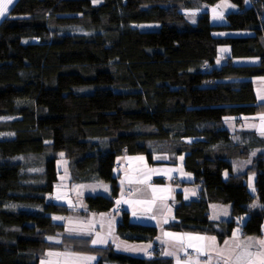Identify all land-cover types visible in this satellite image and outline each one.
<instances>
[{"label": "trees", "instance_id": "16d2710c", "mask_svg": "<svg viewBox=\"0 0 264 264\" xmlns=\"http://www.w3.org/2000/svg\"><path fill=\"white\" fill-rule=\"evenodd\" d=\"M220 1L14 4L0 24V264H40L50 250L95 256L97 264H172L96 247L92 236L66 234L56 217L75 211L51 200L62 158L69 162V184L111 185V197H85L86 215L113 211L122 158L145 156L158 164L155 159L163 156L176 164L184 156L185 170L203 183V191L190 203L178 197L177 221L168 228L213 233L210 204L221 203L233 205L221 239L233 229L255 197L248 175H233L234 161L249 146L233 141L225 121L264 112L254 85L264 78V0H252L254 6L231 0L239 11L217 23L209 12L194 26L184 14ZM140 24L159 28L140 30ZM222 48L231 54L218 66ZM240 59L259 62L235 63ZM255 161L257 194L264 195V160ZM263 216L264 210L253 214L245 233L260 234ZM117 235L151 242L158 228L133 224L125 213Z\"/></svg>", "mask_w": 264, "mask_h": 264}, {"label": "crops", "instance_id": "0c3cea01", "mask_svg": "<svg viewBox=\"0 0 264 264\" xmlns=\"http://www.w3.org/2000/svg\"><path fill=\"white\" fill-rule=\"evenodd\" d=\"M229 1L231 0L217 2L215 5L217 10H214V6L207 5L208 9L202 7L201 11L202 13L210 12L213 22H220L225 14L239 11L238 7ZM246 5L250 6V0H246ZM222 50L221 60L226 61L230 57V49ZM258 62V59L235 60V63L239 65H255ZM254 85L258 99L257 105H264V78L255 79ZM225 128L232 134L236 144L249 146L247 155L241 159L256 156L245 172L237 174L235 169L233 171L234 176L248 175V190L255 199L247 206L245 214L235 218V226L225 234L224 238L221 239V235L224 234L221 226L232 220V204H210L209 219L216 230L213 233H186L168 228L177 221L175 209L178 197L181 196L183 201L190 203L199 199L203 191V183L197 182L196 177L185 170L184 156L178 157L176 164H172L167 157L162 159L166 162L165 164H151L144 156H128L120 160L123 165L120 172V194H122L120 205L123 206L124 212L129 214L131 223L158 228V235L154 241L132 242L122 239L117 235V226L125 213L116 215L111 211L82 214L81 210L86 208L75 209L71 205L72 198L68 197L67 191L64 190L62 195H59L56 188L52 201H62L61 203L75 211L68 217L57 220L68 228L66 234L80 237L92 236V241L99 238V241L103 242L93 243L94 246L100 248L114 246L119 252L132 256L147 259L161 258L170 260L172 264H264V245L260 244V241L264 240V220L260 234L248 235L244 230V226L252 215L264 210V195L257 194L258 173L254 171L255 160L260 156L264 160V112L251 118L228 119L225 121ZM245 140H249V143H245ZM235 167L236 164H234ZM230 176L229 173L225 178L228 179ZM175 179L178 181L175 182ZM74 187L76 185L69 184L70 189ZM126 189H133L134 194L127 197ZM56 195L57 198H55ZM88 218L92 219L93 223L84 228L83 226L88 225L86 221ZM196 237L203 239H196ZM60 241V238L55 239L57 243ZM98 261L99 258L95 256L50 250L46 252L40 264H97Z\"/></svg>", "mask_w": 264, "mask_h": 264}, {"label": "rangeland", "instance_id": "374dc122", "mask_svg": "<svg viewBox=\"0 0 264 264\" xmlns=\"http://www.w3.org/2000/svg\"><path fill=\"white\" fill-rule=\"evenodd\" d=\"M17 1L18 0H12V3L8 5V11L3 16H0V24L8 17L11 9L13 8L14 4ZM229 2L232 3L231 1H229ZM203 8L208 9V6L206 4H204ZM184 14L187 15L188 20L195 26V25H197L198 18L202 14V11L201 10L185 11ZM261 20H264V16L261 18ZM135 27L137 29H140V30H155V29L159 28V26L156 24H140V25H136ZM222 49H229V48H222ZM221 57H222V55H220V59H219L220 61H218V66L226 63L225 61L221 60ZM255 156H252L250 159H240V158L236 159L234 161V164H236V167L234 168L235 172L237 174H240L241 172H245L247 170V168L252 165L253 158ZM138 157H141V156H138ZM163 158H166V157L161 156L160 158L155 159V161L158 164H160V163L165 164L166 162L164 160H162ZM181 159L183 160V157H181ZM57 168H58L59 172L61 173L60 174V182L57 186V190H58V192L64 191V190L67 191L68 197L72 198L71 199V205L73 207H75V209L77 208L78 210H81L83 207L86 208V205H85V202L83 199L85 196L98 195V194L110 196L112 193L111 185L109 183H105V182L91 183V184H86V185H82V186H76V187L70 189L69 188L70 176H69V169H68L69 168L68 160H66L64 158L59 160ZM119 170L120 169L115 171V173L117 175H120V172H122V170L121 171H119ZM228 174L229 173H227L226 175H228ZM105 186H106L107 190H105ZM55 198H57V195L55 196ZM52 199H54V198L51 197V200ZM55 203H57V202H55ZM86 221L88 222V225H86V226H83V221H81V225L84 228H87L88 226H90L93 223V220L89 219V218ZM141 224H144V223L141 222Z\"/></svg>", "mask_w": 264, "mask_h": 264}, {"label": "snow or ice", "instance_id": "6c2138e0", "mask_svg": "<svg viewBox=\"0 0 264 264\" xmlns=\"http://www.w3.org/2000/svg\"><path fill=\"white\" fill-rule=\"evenodd\" d=\"M98 2V0H97ZM12 3V0H0V16H3L7 11H8V5ZM105 190H107L105 186ZM119 203V201L117 202ZM56 219H62L61 217H56ZM196 239H203L202 237H196ZM214 240V238H213ZM99 241V238L97 240L93 241V243H96ZM103 242V241H99ZM261 245H264V240L260 241ZM89 259H94V258H89Z\"/></svg>", "mask_w": 264, "mask_h": 264}, {"label": "built area", "instance_id": "2783aa9c", "mask_svg": "<svg viewBox=\"0 0 264 264\" xmlns=\"http://www.w3.org/2000/svg\"><path fill=\"white\" fill-rule=\"evenodd\" d=\"M38 42H40V41L37 40V43ZM116 167L118 169H120L121 168V164L118 163ZM175 181H177V180H175ZM132 194H133V190L132 189H128L127 195L129 196V195H132ZM121 200H122V197H117V198L114 199V203H115L114 211L118 215H122L123 214V211H124L123 206L120 205ZM118 201H119V203H117Z\"/></svg>", "mask_w": 264, "mask_h": 264}, {"label": "clouds", "instance_id": "9594fccd", "mask_svg": "<svg viewBox=\"0 0 264 264\" xmlns=\"http://www.w3.org/2000/svg\"><path fill=\"white\" fill-rule=\"evenodd\" d=\"M251 5L254 6V1H252V0H250V6H251ZM213 8H214V10H217V7L214 6ZM218 9H219V8H218ZM226 15H227V14H225V16H226ZM37 40H39V39H35L36 43H37ZM38 43H39V42H38ZM119 164H121V163H119ZM122 166H123V165L121 164V168H122ZM116 168H117V167H116ZM121 168H120V170H121ZM117 169H118V168H117ZM163 180H166V179H163ZM175 180L178 181V179H175ZM175 180H174V181H175ZM177 181H175V182H177ZM132 190H133V189H132ZM127 191H128V189H126V196L128 197V195H127ZM133 194H134V190H133ZM133 194H132V195H133ZM121 196H122V194H120V196H118V197H121ZM129 196H131V195H129ZM113 212H114V214H116V212L114 211V209H113ZM124 213H125V212L123 211V214H124ZM123 214H122V215H123ZM116 215H118V214H116ZM121 222H122V220L119 221L118 224L121 223Z\"/></svg>", "mask_w": 264, "mask_h": 264}, {"label": "water", "instance_id": "95a60500", "mask_svg": "<svg viewBox=\"0 0 264 264\" xmlns=\"http://www.w3.org/2000/svg\"><path fill=\"white\" fill-rule=\"evenodd\" d=\"M187 142H188V143H193V142H194V140H187Z\"/></svg>", "mask_w": 264, "mask_h": 264}]
</instances>
